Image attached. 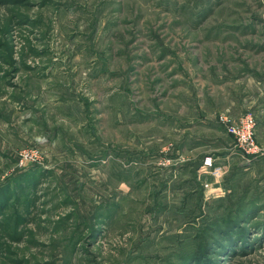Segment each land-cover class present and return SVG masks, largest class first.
I'll return each mask as SVG.
<instances>
[{
    "label": "rangeland",
    "instance_id": "374dc122",
    "mask_svg": "<svg viewBox=\"0 0 264 264\" xmlns=\"http://www.w3.org/2000/svg\"><path fill=\"white\" fill-rule=\"evenodd\" d=\"M247 114L264 0H0V264H264Z\"/></svg>",
    "mask_w": 264,
    "mask_h": 264
},
{
    "label": "built area",
    "instance_id": "2783aa9c",
    "mask_svg": "<svg viewBox=\"0 0 264 264\" xmlns=\"http://www.w3.org/2000/svg\"><path fill=\"white\" fill-rule=\"evenodd\" d=\"M219 123L226 129V132L233 138L235 146L241 150L247 162L264 155V148L259 144L256 137L257 121L251 114L243 115L234 119L227 115L219 117ZM202 168L206 174L218 179L221 176V165L217 164L212 156L204 159ZM207 183L205 187H208Z\"/></svg>",
    "mask_w": 264,
    "mask_h": 264
}]
</instances>
